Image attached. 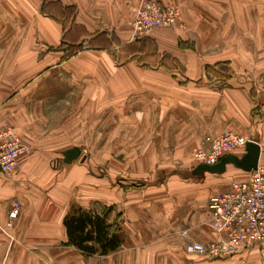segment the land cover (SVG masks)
I'll return each mask as SVG.
<instances>
[{"label": "crops", "instance_id": "1", "mask_svg": "<svg viewBox=\"0 0 264 264\" xmlns=\"http://www.w3.org/2000/svg\"><path fill=\"white\" fill-rule=\"evenodd\" d=\"M140 1L0 0V126L13 125L37 153L18 165L42 177L38 166L67 148L81 149L78 158L62 161V172L51 170L61 172L50 198L56 205L33 204L27 217L25 182L0 173V223L17 199L22 210L14 229L29 218L36 227L56 226L58 232L45 233L46 238L66 242L63 219L80 208L127 234L119 236L113 253L156 234L167 245L165 258L184 254L181 264H264L256 249L204 262L178 250L192 240L217 238L208 224V199L244 178L245 171L234 166L241 170L235 174L227 164L223 173L195 176V163L189 173L175 169L152 186H137L138 178L154 177V162L192 163L193 147L227 130L256 141L258 162L264 164V0H156L178 4L181 20L146 40L135 37L129 24ZM220 66L227 73L214 74L211 68ZM107 122L118 130L112 142L105 137ZM126 129L133 132L123 138ZM81 136L84 141L75 140ZM111 143L114 165L106 168L111 154L105 146ZM123 144L140 149L122 157L116 147ZM94 145L104 147L97 155L104 171L97 175L92 153H83ZM118 157L129 165L122 166ZM144 162L149 173L138 169ZM154 192L168 195L166 205L155 201ZM154 206L167 218L160 229L148 217ZM37 232L40 242L46 231ZM8 254L0 250V258ZM12 254L27 257L25 247Z\"/></svg>", "mask_w": 264, "mask_h": 264}, {"label": "built area", "instance_id": "2", "mask_svg": "<svg viewBox=\"0 0 264 264\" xmlns=\"http://www.w3.org/2000/svg\"><path fill=\"white\" fill-rule=\"evenodd\" d=\"M180 16L177 5L141 0L129 24L135 37H144L159 28H173L179 23ZM248 140L231 130L207 135L193 149L192 156L195 163L213 164L224 155L235 154L239 149L244 151ZM31 152L32 147L22 140L13 125L7 123L0 126V173H13L19 160ZM19 209V201L13 200L7 213V222L17 217ZM207 210L208 224L217 233V238L205 242H187L184 245L187 253L219 259L256 249L264 259L263 163L258 162L256 168L246 172L244 178L233 179L226 189L212 194L208 199Z\"/></svg>", "mask_w": 264, "mask_h": 264}, {"label": "rangeland", "instance_id": "3", "mask_svg": "<svg viewBox=\"0 0 264 264\" xmlns=\"http://www.w3.org/2000/svg\"><path fill=\"white\" fill-rule=\"evenodd\" d=\"M174 4V3H171ZM177 5L180 9V6ZM181 12V9H180ZM181 20V16H180ZM180 22V21H179ZM178 25V24H177ZM176 25V26H177ZM174 26L173 28L175 29ZM173 28H170L173 30ZM165 29V28H164ZM134 35V34H133ZM150 37V34L144 37H140V39H148ZM138 38V37H137ZM159 55H162V57H173L170 53L162 52V54L159 53ZM211 68V67H210ZM211 70L216 72H220V74H225L227 73L226 67L225 66H220L218 68H211ZM212 71V73H213ZM114 128H113V123H108L106 125L105 129V134H106V139L108 141H113L115 137H117L118 130L115 131L114 133ZM232 131V130H231ZM131 130L126 129L123 130L122 132V137L123 138H128L131 136ZM235 133V132H234ZM238 134V133H236ZM240 135V134H238ZM242 136V135H241ZM244 137V136H243ZM79 139H75L77 141H84L81 137H78ZM94 142L96 144V138H94ZM32 152L27 156L26 162H29L30 160L33 159L34 156H36V148L32 145ZM89 148V149H88ZM106 148V154H111V157H108L107 160L105 161V166L108 168V166H113L114 165V159H113V151L115 149V146L111 144H107L105 146ZM137 148L140 149V147H131L129 145H124L123 146H118L116 149L122 150L120 156H124L131 151H137ZM192 148L190 157L192 159V163H184V166L181 165L180 163L176 165L173 163H164V162H154L153 163V169L155 170L154 172V177H151L148 175L147 177H142L138 178L137 180V186L144 185L148 183L150 186L153 181L156 182L158 180H163L165 176L173 172L175 169H183L187 170V173H189V170L195 165L192 152ZM49 148H46L45 151H47ZM86 151L83 153L84 154H89V152L92 153L93 158L95 159V162L91 164L93 165V171L97 175L98 172L103 173L104 168L101 166V168L97 167V155L98 153L104 149L103 146L98 147L97 145L86 147ZM100 150V151H99ZM238 152V151H237ZM133 153V155H134ZM44 156L51 155L48 154V152H44ZM56 156V155H55ZM62 154L59 153L57 154L56 158H53L54 160H49V162H46L44 166H38L36 169L39 171V173L42 174V177H39L38 175L32 173L31 171H27L26 167L24 166H19L17 165L15 171L11 173L10 175H7L8 178L13 179V180H20L25 182V189H26V205H25V217H27V212L30 209V206L33 204H41L45 205V207H52L56 205V202L51 200L50 198L53 196V194L56 192L58 189L56 186L59 181L60 173L62 172V167H63V162L61 160ZM118 161H120V164L123 166L126 164V166L129 165L130 162H124L121 158ZM89 163V162H88ZM90 164V163H89ZM144 162V163H138V169L139 171H145L147 168H149V164ZM103 165V163H101ZM163 167L162 170L163 172H160L158 167ZM61 170L59 171H54L51 173L52 169ZM129 168V167H128ZM161 170V171H162ZM230 171H235V174H241V170H236L234 166H229ZM149 173V170H147ZM51 173V175L49 174ZM185 173V172H184ZM44 174V175H43ZM59 174V175H58ZM234 176H237L235 175ZM46 175V176H45ZM150 176V177H149ZM118 180V179H117ZM121 180H126V179H121ZM152 182V183H151ZM125 186H128L127 184H123ZM152 186V185H151ZM160 193L154 192L153 197H155V201H162V205H166L167 203V197L168 195L164 194L160 197ZM48 195V196H47ZM167 196V197H166ZM17 200V199H16ZM19 201V200H17ZM72 201V200H71ZM71 201L69 205L71 204ZM20 209L19 213L22 210L21 203L19 201ZM52 205V206H50ZM72 205V204H71ZM163 210L160 207L154 206L153 210H150L148 217L152 218L154 220V224L159 226L162 225L163 221H166L167 218L163 216ZM19 215V214H18ZM17 215V216H18ZM15 219V218H14ZM13 219V220H14ZM13 220L11 222H7V216L6 219L4 220L3 223H0V250H8L9 254L4 255L3 257L0 258V264H181L182 261H184V254L182 253L179 254L177 257H171V258H165L166 255V248L167 245L160 239L159 235H154L152 236V239H144L136 242H131L129 241L126 246L121 247L118 249L116 252H111L109 251L107 254L103 255L100 253L99 250H97L93 254H85L78 248H76L74 245H72L68 240L66 242L60 241L57 238L56 239H48L46 238L47 236L45 233H56L57 227L56 226H46V225H41L36 227L34 225L33 221H30L29 218H26L22 223L20 224L18 229H14L15 226L13 227ZM33 223V224H32ZM116 225L111 224V227L109 231L112 233H117L118 236H124L127 235L125 233H119L117 230L119 229V226L117 223ZM38 227L43 232L44 236L41 238V241L39 242L38 239V232L37 229ZM3 230H2V229ZM9 235H7L6 233ZM10 235L15 237L20 236L22 239L25 241L19 240L16 242L14 239H11ZM35 238V240H33ZM154 238V240H153ZM120 246V245H119ZM25 247L27 251V257L25 258H16L13 254L12 251L16 248H23ZM179 251L182 252L184 250V246L181 247L179 246L178 248ZM113 251V250H112ZM250 251H256L255 249H251ZM195 256V261L197 262H204L208 261V257H205L203 255H197L193 254ZM200 256V257H198ZM204 257V258H203ZM188 260V259H187ZM259 261H264L261 255L259 254ZM188 260L187 262H189ZM204 264V263H203Z\"/></svg>", "mask_w": 264, "mask_h": 264}, {"label": "trees", "instance_id": "4", "mask_svg": "<svg viewBox=\"0 0 264 264\" xmlns=\"http://www.w3.org/2000/svg\"><path fill=\"white\" fill-rule=\"evenodd\" d=\"M63 224L68 241L85 254L99 250L105 255L120 245L118 234L109 231L111 224L90 211L75 209L65 216Z\"/></svg>", "mask_w": 264, "mask_h": 264}, {"label": "water", "instance_id": "5", "mask_svg": "<svg viewBox=\"0 0 264 264\" xmlns=\"http://www.w3.org/2000/svg\"><path fill=\"white\" fill-rule=\"evenodd\" d=\"M81 149L78 146H73L65 149L63 154L62 161L64 163H70L72 160L80 156ZM260 155V146L259 144L249 139L245 143L244 152L241 155L237 154H227L221 157L216 163L206 164L199 163L193 169L192 173L195 176H201L204 172L211 173H223L226 169L227 164H232L233 166L240 168L241 170L248 172L252 169H255ZM84 157H82V160Z\"/></svg>", "mask_w": 264, "mask_h": 264}]
</instances>
